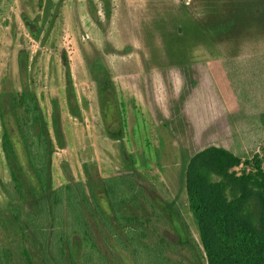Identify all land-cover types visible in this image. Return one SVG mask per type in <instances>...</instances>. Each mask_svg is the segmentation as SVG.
I'll return each mask as SVG.
<instances>
[{
  "label": "trees",
  "instance_id": "16d2710c",
  "mask_svg": "<svg viewBox=\"0 0 264 264\" xmlns=\"http://www.w3.org/2000/svg\"><path fill=\"white\" fill-rule=\"evenodd\" d=\"M101 1L110 15L111 1ZM197 32L209 38V30ZM161 72L169 118L159 122L186 157L185 189L199 241L176 199L158 193L136 170L133 155L127 167L107 176L95 162H83L78 178L62 162L58 183L55 154L67 146L60 103L50 100L49 111L33 81L15 91L5 76L0 155L9 180H0V194L19 233L24 264H264V77L262 86L258 81L264 54L178 61ZM91 73L99 86L111 76L100 58ZM62 89L70 113L79 118L73 86ZM106 94L101 89L103 118ZM108 136L116 138L111 132ZM222 136L238 142L196 147ZM0 264H11L10 257Z\"/></svg>",
  "mask_w": 264,
  "mask_h": 264
},
{
  "label": "rangeland",
  "instance_id": "374dc122",
  "mask_svg": "<svg viewBox=\"0 0 264 264\" xmlns=\"http://www.w3.org/2000/svg\"><path fill=\"white\" fill-rule=\"evenodd\" d=\"M110 1L107 15L101 0H0V84L6 76L13 89L21 91L33 81L49 111L50 100L59 101L67 146L55 154L58 183L62 162L78 178L83 162H95L107 176L127 167L133 155L136 170L158 193L176 199L184 222L199 241L185 189L186 157L175 136L159 122L169 118L161 71L178 61L207 63L263 55L264 0ZM235 14V21L228 22ZM198 28L212 36L201 38ZM98 58L111 74L101 83L108 85L104 118L101 89L91 73ZM263 77L264 73L258 79L261 86ZM68 84L80 103L79 118L70 113L64 91L59 90ZM222 139L201 141L196 147L238 142L234 137ZM242 168L235 170L241 173ZM0 180H9L1 155ZM5 205L0 194V260L10 257L11 264H24L21 239Z\"/></svg>",
  "mask_w": 264,
  "mask_h": 264
},
{
  "label": "flooded vegetation",
  "instance_id": "af4514ba",
  "mask_svg": "<svg viewBox=\"0 0 264 264\" xmlns=\"http://www.w3.org/2000/svg\"><path fill=\"white\" fill-rule=\"evenodd\" d=\"M103 88H106V90H107V88H108V85L105 83V84H101L100 85V89H103ZM110 92V91H109ZM119 169V168H118ZM117 169V170H118Z\"/></svg>",
  "mask_w": 264,
  "mask_h": 264
}]
</instances>
